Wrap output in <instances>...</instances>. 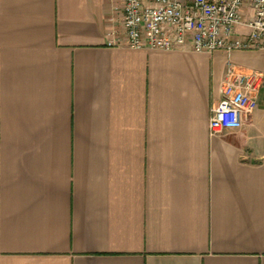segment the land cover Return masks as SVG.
Segmentation results:
<instances>
[{"label":"crops","instance_id":"obj_1","mask_svg":"<svg viewBox=\"0 0 264 264\" xmlns=\"http://www.w3.org/2000/svg\"><path fill=\"white\" fill-rule=\"evenodd\" d=\"M107 0H0V264H264V49L109 46ZM241 29V28H240Z\"/></svg>","mask_w":264,"mask_h":264},{"label":"built area","instance_id":"obj_2","mask_svg":"<svg viewBox=\"0 0 264 264\" xmlns=\"http://www.w3.org/2000/svg\"><path fill=\"white\" fill-rule=\"evenodd\" d=\"M109 46L214 53L264 49V0H107ZM241 28V29H240ZM264 77L228 68L212 111L214 134L238 130L258 106Z\"/></svg>","mask_w":264,"mask_h":264}]
</instances>
